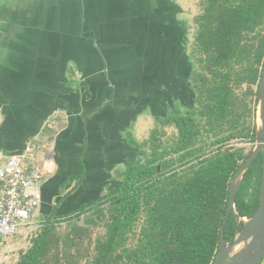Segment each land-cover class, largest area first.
<instances>
[{"label":"trees","instance_id":"1","mask_svg":"<svg viewBox=\"0 0 264 264\" xmlns=\"http://www.w3.org/2000/svg\"><path fill=\"white\" fill-rule=\"evenodd\" d=\"M195 23L187 57L195 107L174 108L157 118L159 127L141 143L130 138L139 155L121 185L74 212L54 211L34 244L12 264H79L89 257L77 242L83 227L61 236L56 226L82 217L105 225L86 264H213L231 182L252 151L229 144L253 140L257 133L255 126L246 130L241 108L247 107L248 94L258 103L264 0H204ZM160 126H173L177 133L164 140ZM261 177L259 155L240 182L225 226L228 243L257 210Z\"/></svg>","mask_w":264,"mask_h":264},{"label":"crops","instance_id":"2","mask_svg":"<svg viewBox=\"0 0 264 264\" xmlns=\"http://www.w3.org/2000/svg\"><path fill=\"white\" fill-rule=\"evenodd\" d=\"M167 2L0 1V153L20 152L36 137L44 141L49 159L41 184L43 217L60 214L57 208L63 202L53 207V194L71 195L86 166L78 149L62 145L66 135L91 133L98 140L103 172L110 147L123 152L129 167L127 153H134V145L124 134L132 127L141 129L136 122L145 110L136 112L126 107L135 104L127 103L144 96V73L161 71L158 48L167 42V51L175 56V29L182 26L174 15L168 16L172 12L159 21L152 4ZM166 72L174 81V69ZM139 86L140 93H135ZM146 106L153 115L154 104ZM66 149L69 154L63 153ZM111 180L120 184L118 178Z\"/></svg>","mask_w":264,"mask_h":264},{"label":"rangeland","instance_id":"3","mask_svg":"<svg viewBox=\"0 0 264 264\" xmlns=\"http://www.w3.org/2000/svg\"><path fill=\"white\" fill-rule=\"evenodd\" d=\"M1 1V0H0ZM7 1V0H3ZM144 0H140L142 3ZM147 1V0H145ZM167 5H161L159 7H155V11L158 13L159 21L162 20L166 15H174L176 19H178L182 26L179 25V28L175 29V38H174V52L175 56L172 58L170 56V48L167 51V42L163 47L158 48V67H160V72L156 74H152L148 71V73H144V84H143V92L144 96L140 94L138 98H131L130 102L135 105H127L126 107H132L136 112H143L139 120H137L136 125L140 124L141 129L136 130L135 127H132L130 132H125L124 136L129 139L132 138L137 142H143L147 138H149L153 129L159 127V122L157 118H165L168 116L174 108H181L182 111L186 109L195 107V92L192 89V85L190 82L191 74L193 66L189 64L187 61L188 53L190 48H192V44L194 41V37L197 30V25L195 23L196 17L199 13L202 12V5L204 0H167ZM174 1V2H173ZM175 5H174V4ZM5 4V3H4ZM161 4V3H160ZM151 5V4H148ZM142 11V10H141ZM144 12V11H143ZM143 14V13H142ZM179 22V24H180ZM183 27V29H182ZM166 39V37H165ZM149 52V51H148ZM169 54V56H168ZM147 52L144 50L143 53V61L147 63ZM163 56V57H162ZM165 57V58H164ZM174 59V60H173ZM162 60L164 62L162 63ZM173 60V61H172ZM166 69L173 70L171 72L170 77H174V81H169L167 77L168 74ZM162 71L164 74H161ZM161 76V77H160ZM140 86L134 90L135 93H140ZM256 89V87H253ZM246 89V85H243L239 92H242ZM140 102H144L146 104H140ZM153 103L155 108L153 109V115H151L150 107L146 106L148 103ZM245 102L247 107L241 108L242 116L241 118L245 120L246 130L253 128L254 126L258 128L261 124L260 120V104L259 102L256 104L254 100V96L252 94H248L245 97ZM147 111V112H146ZM149 112V113H148ZM157 117V118H156ZM129 124V122H127ZM135 124V123H134ZM162 131H165V135H163V139L166 140L169 137L174 136L177 133L176 128L173 126H160ZM126 138V139H127ZM256 136L253 140H234L229 145L230 146H242L245 148V151L248 152L253 149L256 145ZM75 140V141H74ZM97 139L91 134H83L80 136L78 133H72L71 138L66 135L64 139V144H70L68 148H71V151L79 150V154L84 156V162L86 166L83 168L81 159H79L80 166L83 168L82 176L75 184L77 185L76 190L71 194L65 195L63 194L60 198L53 194L52 199L57 197L53 207L61 202L59 208H57V212L60 214H66L70 212H74L77 209L81 208L84 204L89 203L91 201L97 200L102 195L107 194L108 192L113 191L121 185L122 179L126 174L127 166L124 164V154L123 152H118V150H113V147H110L107 151L106 160L107 164L106 168L101 169L103 165H100L99 157L100 151L97 149ZM95 143V144H94ZM62 148V146H61ZM147 149V148H146ZM90 150V151H89ZM98 150V151H97ZM139 149L134 145V153L130 151L127 153L129 158V166H133L136 163V160L139 155ZM117 151V152H115ZM124 151V150H123ZM148 153L150 150L148 148ZM68 153L70 150L66 149L63 153ZM86 152V153H85ZM112 152V153H111ZM85 153V154H84ZM64 160L69 158L68 155H63ZM103 156V155H102ZM123 158V159H122ZM136 159V160H135ZM105 162V161H104ZM66 175V174H63ZM65 177V176H64ZM60 177V178H64ZM118 178V182L120 184L117 185V182L111 180V178ZM61 189V188H60ZM63 189V188H62ZM62 192V190H61ZM52 209V208H51ZM49 216L43 217L40 213L35 217V224L32 228L23 230L15 234V236L11 240L12 244V252L11 256L5 262H1L0 264H12L15 263L20 256L25 253L33 244L34 238L38 236V234L42 231L43 227L46 224V221H49ZM96 218V216H95ZM245 220V218H244ZM142 222V218L139 221L137 229H140V225ZM70 224V225H69ZM75 226H82L83 231H80L81 235L77 238V242L82 243V248L86 249V255L89 257H84L80 259L79 264H86L87 261H91L90 258L94 254V242L99 236L105 233V225L104 223L93 224L87 223L85 218L71 222H62L58 223L56 226V232L60 233L61 236L65 235L69 231H71ZM244 244L239 245L238 248L234 252L239 251ZM75 252V249H73Z\"/></svg>","mask_w":264,"mask_h":264},{"label":"built area","instance_id":"4","mask_svg":"<svg viewBox=\"0 0 264 264\" xmlns=\"http://www.w3.org/2000/svg\"><path fill=\"white\" fill-rule=\"evenodd\" d=\"M46 149L39 137L20 152L0 153V261L9 259L11 240L35 224L42 204L41 184L45 179ZM4 159L3 161H1Z\"/></svg>","mask_w":264,"mask_h":264},{"label":"water","instance_id":"5","mask_svg":"<svg viewBox=\"0 0 264 264\" xmlns=\"http://www.w3.org/2000/svg\"><path fill=\"white\" fill-rule=\"evenodd\" d=\"M258 102L260 104L261 124L257 128L256 145L247 159L236 172L230 186L229 201L225 217L220 230V244L213 264H262L264 262V66L258 87ZM262 156V177L259 205L250 218H245V223L236 239L228 243L225 238V226L232 210L235 208L236 195L244 173L253 164L255 159ZM52 215L49 218L51 221ZM242 248L234 252L239 245Z\"/></svg>","mask_w":264,"mask_h":264},{"label":"flooded vegetation","instance_id":"6","mask_svg":"<svg viewBox=\"0 0 264 264\" xmlns=\"http://www.w3.org/2000/svg\"><path fill=\"white\" fill-rule=\"evenodd\" d=\"M53 212H54V211H53ZM53 212H51V215H52ZM52 218H53V216H52ZM51 220H52V219H51Z\"/></svg>","mask_w":264,"mask_h":264}]
</instances>
